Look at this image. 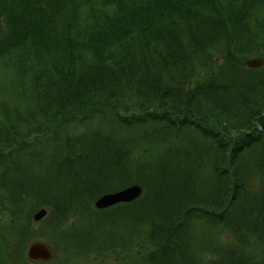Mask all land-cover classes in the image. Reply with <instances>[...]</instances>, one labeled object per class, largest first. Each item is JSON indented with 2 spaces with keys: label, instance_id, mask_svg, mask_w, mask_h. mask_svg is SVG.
I'll return each instance as SVG.
<instances>
[{
  "label": "trees",
  "instance_id": "16d2710c",
  "mask_svg": "<svg viewBox=\"0 0 264 264\" xmlns=\"http://www.w3.org/2000/svg\"><path fill=\"white\" fill-rule=\"evenodd\" d=\"M250 55L264 0H0V264H31L40 207L58 251L128 232L139 264H264ZM135 182L137 200L93 207Z\"/></svg>",
  "mask_w": 264,
  "mask_h": 264
},
{
  "label": "water",
  "instance_id": "95a60500",
  "mask_svg": "<svg viewBox=\"0 0 264 264\" xmlns=\"http://www.w3.org/2000/svg\"><path fill=\"white\" fill-rule=\"evenodd\" d=\"M246 64L252 68L261 67L264 65V59L263 58L248 59L246 61ZM142 191L143 189L139 184H134L121 191L103 195L101 198L97 200L96 206L107 207L109 205L115 204L120 201H131L139 197ZM46 213H47L46 209L40 210L38 213H36L35 219L36 220L41 219ZM29 256L31 258L50 259L52 257V252L47 245L36 242L30 246Z\"/></svg>",
  "mask_w": 264,
  "mask_h": 264
},
{
  "label": "rangeland",
  "instance_id": "374dc122",
  "mask_svg": "<svg viewBox=\"0 0 264 264\" xmlns=\"http://www.w3.org/2000/svg\"><path fill=\"white\" fill-rule=\"evenodd\" d=\"M255 56H259V55H250V56H247V57H255ZM246 57V58H247ZM246 58H244V60L246 59ZM222 120H224V121H229V119H222ZM40 229H41V232H45L46 230H45V228H41V227H39ZM216 238L218 239V240H220V241H222V242H230L231 240L229 239V237H228V235L226 234L225 236H224V233H219V234H217L216 235ZM129 253H127L126 255H128ZM207 256H210L211 257V253H209V252H206L205 253ZM125 255V256H126ZM122 259V258H121ZM120 259V260H121ZM60 260H62V261H69L70 260V255H66V254H62V258H60ZM95 261L96 260H94V256H93V259L91 258V257H89V258H85V257H76V258H73L72 259V261H71V263L70 264H94L95 263ZM103 261H112L113 263L114 262H116V261H119V259H118V257H111V256H109V257H105L104 259H103ZM31 264H61L60 262H59V260H51V261H49V263L48 262H44L43 260H38V261H35V262H32Z\"/></svg>",
  "mask_w": 264,
  "mask_h": 264
},
{
  "label": "bare ground",
  "instance_id": "6f19581e",
  "mask_svg": "<svg viewBox=\"0 0 264 264\" xmlns=\"http://www.w3.org/2000/svg\"><path fill=\"white\" fill-rule=\"evenodd\" d=\"M257 128H258V129H260V130H262V129H263V127H262V125H261V124H257Z\"/></svg>",
  "mask_w": 264,
  "mask_h": 264
}]
</instances>
